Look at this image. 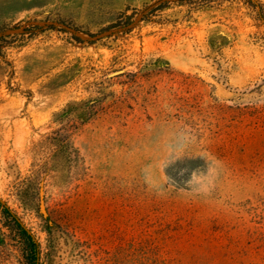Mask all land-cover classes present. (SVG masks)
Returning <instances> with one entry per match:
<instances>
[{"label": "rangeland", "instance_id": "1", "mask_svg": "<svg viewBox=\"0 0 264 264\" xmlns=\"http://www.w3.org/2000/svg\"><path fill=\"white\" fill-rule=\"evenodd\" d=\"M0 203V264H264V0H0Z\"/></svg>", "mask_w": 264, "mask_h": 264}, {"label": "trees", "instance_id": "2", "mask_svg": "<svg viewBox=\"0 0 264 264\" xmlns=\"http://www.w3.org/2000/svg\"><path fill=\"white\" fill-rule=\"evenodd\" d=\"M0 209H3V212L7 216H12L9 209L3 207L0 203ZM13 217V216H12ZM14 219V218H13ZM15 221V219H14ZM16 226L20 228V233L23 236V238L26 240L27 248H29V253L36 254V244L32 241V238L28 235V233L21 227V225L15 221Z\"/></svg>", "mask_w": 264, "mask_h": 264}]
</instances>
